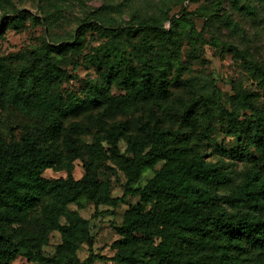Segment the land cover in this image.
<instances>
[{
	"label": "trees",
	"instance_id": "trees-1",
	"mask_svg": "<svg viewBox=\"0 0 264 264\" xmlns=\"http://www.w3.org/2000/svg\"><path fill=\"white\" fill-rule=\"evenodd\" d=\"M229 1L239 4V0ZM25 15L15 9L13 18ZM169 20L166 28L165 19L134 15L117 25L98 9L83 18L69 42H45L23 55L15 67L0 55V109L16 108L41 120L42 134L49 142L45 147L31 133L23 134L19 142L0 139V264H11L19 256L37 264L93 263L96 256L84 262L78 258L81 245L91 237L90 222L69 206L82 209L89 202L117 206L128 196H140L141 203L130 206L117 227L120 237L112 245L116 250L113 260L121 264H196L185 256L184 248L189 246L197 254L212 250L213 264H264V104H257L261 94L238 91L229 97V107L217 101V88L201 97L178 98L180 121L190 129L209 134L218 118L227 134L238 139L232 150L218 148L228 159L208 160L206 154L193 153L184 140L160 129L152 133L148 150L143 140L130 138L126 125L105 131L82 148L84 131L78 126L65 130L68 117L103 104L108 113H131L138 101L171 99L170 74L176 67L177 72L183 68L181 41L193 34L204 39V31H195L187 15ZM226 23L238 29L232 19ZM89 27L108 38L95 54L84 56L98 80L85 98L64 95L60 87L72 75L66 58L84 51ZM214 45L227 47L220 41ZM233 51L246 61L264 90L262 65L253 62L248 51ZM113 86L126 94L117 99L110 96ZM122 138L129 139L133 157L122 156L128 182L124 196L114 197L112 185L99 178L97 169L107 153L104 141L118 157ZM81 149L88 159L84 176L76 179L73 171ZM237 160L247 168L238 170ZM159 162L163 165L156 169ZM48 169L67 176L45 178ZM148 169L154 170V176L143 188H135L134 183ZM32 217L61 234L62 242L53 254L45 253L50 243L41 230L23 237L10 232L13 224ZM62 217L67 224L60 222ZM246 247L255 252L245 256Z\"/></svg>",
	"mask_w": 264,
	"mask_h": 264
},
{
	"label": "rangeland",
	"instance_id": "rangeland-1",
	"mask_svg": "<svg viewBox=\"0 0 264 264\" xmlns=\"http://www.w3.org/2000/svg\"><path fill=\"white\" fill-rule=\"evenodd\" d=\"M15 9L26 13L25 17L14 19ZM98 9L99 13L117 25L125 24L134 15L155 16L165 19V27L169 28V18L187 15L195 31H204V39L193 34L181 41L179 60L183 68L177 72L176 67L170 74L173 83L170 100H141L137 103V109L131 113H108L107 104H103L100 108L88 109L80 115L68 117L64 121L66 132L71 127L81 128L84 132L79 146L82 148L83 143H94L97 136L105 135V131L126 125L130 138L143 140L148 150L152 133L160 129L169 136L174 134L177 139L184 140L193 153L206 154L208 160L216 161L223 156L228 159L229 156L218 148L232 150L238 145V139L227 134L223 125L217 121L218 118H215L214 127L209 134H200L198 130L190 129L180 121L178 98L189 100L193 96L201 97L217 88L216 99L223 106L229 107V97L238 91L258 92L261 97L257 104L263 106L264 90L259 87L246 61L236 57L233 50L250 52V59L264 69V0H239L238 5H233L229 0H0V28L3 29L0 35V55L15 67L22 62L23 55L41 48L45 42H69L83 18ZM228 18L238 24L237 30L227 25ZM107 41V37L100 35L94 27H89L84 51L66 58L72 75L60 87L64 95L74 93L81 98L86 97L91 84L98 80V73L84 62V56L95 54ZM216 41L225 43L227 47L215 46ZM75 66L77 67L74 68ZM125 94L124 90L116 86L110 92V96L116 99ZM43 126L41 120L29 118L16 108L0 109V139L19 142L23 134L31 133L47 147L49 142L42 134ZM103 144L107 153L98 166V176L101 180L110 182L114 197H123L128 178L122 156L133 157L129 139L122 138L119 141L118 157L108 150L109 146L105 141ZM252 152L260 156V152L255 149ZM87 159L86 151L81 149V157L76 160L73 171L76 179L84 176V162ZM162 165L163 162H159L156 169ZM236 165L240 171L247 168L239 160ZM43 176L57 179L66 177L67 173L48 169ZM153 176L154 170H146L134 183V187L143 188ZM139 203L140 196H128L117 206H96L89 202L81 209L70 205L72 211L79 212L90 222L91 237L81 245L79 260L84 262L91 256H96L97 259L91 264H121L113 260L116 250L112 245L120 237L117 227L122 224L126 210ZM145 208L149 209L147 206ZM60 222L67 224L68 220L62 217ZM35 230H41L49 240L50 245L45 253L53 254L54 247L62 242L57 230L49 229L35 217L10 227V232L19 237ZM184 249L185 256L196 264H213L215 255L212 250L197 254L189 246ZM245 251V256L255 252L251 247H246ZM11 264L37 263L19 256ZM235 264L248 263L237 261Z\"/></svg>",
	"mask_w": 264,
	"mask_h": 264
}]
</instances>
